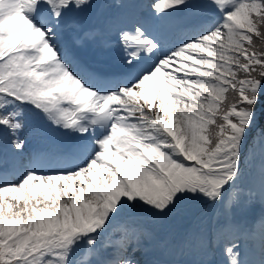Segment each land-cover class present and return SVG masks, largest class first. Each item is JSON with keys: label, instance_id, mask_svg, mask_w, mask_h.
<instances>
[{"label": "snow or ice", "instance_id": "obj_1", "mask_svg": "<svg viewBox=\"0 0 264 264\" xmlns=\"http://www.w3.org/2000/svg\"><path fill=\"white\" fill-rule=\"evenodd\" d=\"M110 10L85 30L89 9ZM118 52L102 71L72 41ZM264 0H0V142L72 137V169L0 171V264H181L148 227L191 204L222 218L175 246L190 264H264ZM244 246L241 247L240 241Z\"/></svg>", "mask_w": 264, "mask_h": 264}, {"label": "rangeland", "instance_id": "obj_2", "mask_svg": "<svg viewBox=\"0 0 264 264\" xmlns=\"http://www.w3.org/2000/svg\"><path fill=\"white\" fill-rule=\"evenodd\" d=\"M198 205L199 204L189 205L188 208L190 209V211H186L182 216L170 218L168 221L163 223H153L148 225V227L155 231L162 240L170 242L169 248L160 250L156 253V256L159 259L179 261L181 262V264H190V262L199 259L194 249H190L188 247H184L183 249H181L175 246V241L182 238L185 235L186 228L190 226L187 225L190 224V221L185 222L186 220H195L196 226L201 222L206 225L209 224L204 219H201L194 215L193 210H195ZM260 206L264 205H261L259 198H257L256 202L251 206V208L247 209L244 213H238L236 219L240 221L245 220L247 218V213L250 212V210H252L253 208H258ZM208 220L209 219L207 217V221ZM174 222H176V225L173 226ZM169 225L174 227L172 231L173 233H175V236L173 237H168L166 234V230ZM176 233H178V235ZM211 260L213 261V264H225V257L223 256L222 252L218 250L214 251L213 255L211 256Z\"/></svg>", "mask_w": 264, "mask_h": 264}]
</instances>
